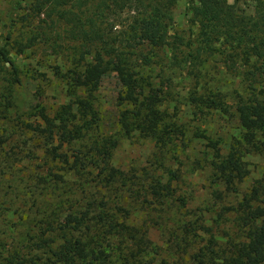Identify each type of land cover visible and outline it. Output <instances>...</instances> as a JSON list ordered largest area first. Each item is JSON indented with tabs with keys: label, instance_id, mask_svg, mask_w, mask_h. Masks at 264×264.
I'll return each instance as SVG.
<instances>
[{
	"label": "trees",
	"instance_id": "1",
	"mask_svg": "<svg viewBox=\"0 0 264 264\" xmlns=\"http://www.w3.org/2000/svg\"><path fill=\"white\" fill-rule=\"evenodd\" d=\"M10 1L11 30L0 48L10 77L0 91V121H10L12 84L20 83L23 74L6 45L18 53L45 50L50 57L43 56L41 63L50 64L71 101L62 107L58 122L44 107L38 110L42 122L19 119L20 130L44 140L43 164H50L51 173L34 188H41V183L39 194L43 189L51 194L61 184L65 198L62 205L35 206L40 214L33 224L36 234L25 233L30 237L24 247L0 251V264H152L147 260L153 251L147 223L159 228L157 206L171 199L174 188L158 175L128 176L110 164L119 137L101 135L94 93L103 78L114 73L120 85L118 134L137 132L153 141L157 151L172 148L186 139L164 105L168 93L164 81L156 82L159 74L153 64L160 58L158 51L170 47L173 68L187 62L197 72L196 79L207 56H220L224 68L238 80L236 87L227 94L191 90L188 102L201 114L234 117L236 137L227 153L216 148L211 162L217 181L234 191L246 174L244 154L264 153V0H257L249 13L239 6L240 0H185L198 28L194 43L170 33L178 0ZM34 72L47 79L43 71ZM95 131L96 136L91 135ZM64 144L76 147L68 153ZM80 179L92 183L97 192L77 193L74 186L81 185ZM125 192L138 204H150L142 222L131 220L132 211L117 199ZM155 210L156 218L148 213ZM234 211L247 224L246 237L221 251L222 264H264V183L257 180ZM184 229L191 231L190 225ZM217 255L208 246L201 248L193 254V264H210Z\"/></svg>",
	"mask_w": 264,
	"mask_h": 264
},
{
	"label": "rangeland",
	"instance_id": "2",
	"mask_svg": "<svg viewBox=\"0 0 264 264\" xmlns=\"http://www.w3.org/2000/svg\"><path fill=\"white\" fill-rule=\"evenodd\" d=\"M256 2L240 0L239 6L249 13L253 12ZM10 3V0H0V48L5 45V36L11 30ZM174 21L171 35L177 34L184 42L194 43L198 28L190 20L185 0H178L175 4ZM6 48L23 74L20 83L12 84L10 121H0V251L12 246L24 247L29 237L36 234L33 224L40 219L36 205L42 208L45 203L62 205L65 198L61 184L55 191L47 186L53 191L51 194L45 189L39 194L43 187L41 183L38 184L41 188H34L42 176H49L50 164H43L44 140L38 141L34 134L20 130L19 119L42 122L38 110L44 107V112L58 122L62 107L71 101L66 86L53 77L50 64H44L45 57H50L45 56V50L39 48L34 53L30 50L18 53L9 45ZM158 54L160 58L153 64L154 72L159 74L156 82L164 81L163 86L168 91L164 105L171 119L184 132L185 143L178 140L175 147L157 151L153 141L137 132L118 134L117 95L120 85L114 73L106 75L94 93L98 115L102 119L100 132L101 135L115 134L119 137L110 159L111 165L128 176L158 175L162 182L170 181L174 188L171 199L157 206L159 228L147 223L148 237L153 246L147 260H152V264H173L174 261L193 264V254L208 246L209 250L218 251L210 264H222L221 251H227L231 243L244 241L246 237L247 224L239 220L234 208L257 180L264 183V153L252 151L244 154L246 174L236 183L234 191L218 182L211 166L215 149L222 154L227 153L237 135V124L230 114L195 112L188 102V95L191 90L201 91L203 88L206 92L227 94L236 87L238 80L224 68L217 55L207 56L202 74L196 79L194 75L197 72L191 70L187 62L173 68L176 61L170 47L159 50ZM35 69L43 71L47 79L35 77ZM9 70V64L0 57V91L7 84ZM37 93L41 95L37 96ZM96 134V131L91 133L93 136ZM54 143L57 144V140ZM74 147L73 144L63 145L68 153ZM69 178L72 180L75 176ZM77 183L74 186L77 193L82 189L86 194L97 192L92 183H85L83 179ZM131 196L125 192L117 199L132 211L131 220L140 223L147 213L145 206L150 204H138ZM148 213L154 218L158 215L157 210ZM186 225H190L191 231L184 229Z\"/></svg>",
	"mask_w": 264,
	"mask_h": 264
}]
</instances>
